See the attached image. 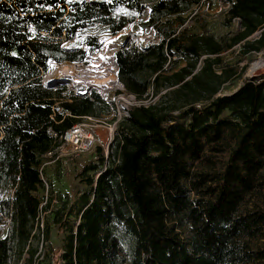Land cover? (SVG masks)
Returning a JSON list of instances; mask_svg holds the SVG:
<instances>
[{
  "label": "trees",
  "instance_id": "trees-1",
  "mask_svg": "<svg viewBox=\"0 0 264 264\" xmlns=\"http://www.w3.org/2000/svg\"><path fill=\"white\" fill-rule=\"evenodd\" d=\"M205 1L153 0L146 7L143 0H0V182L13 190L8 206L21 252L43 209L37 193L45 159L105 105L97 94L49 88L43 75L53 62L85 64L88 50L100 49L84 37L91 27L117 35L129 24L122 12L149 10L162 42L119 50L118 80L139 101L151 90L175 88L170 93L181 106L173 111L186 110L140 106L118 124L110 164L84 169L94 176L70 211L64 264H264V76L217 97L240 76L222 65V55L237 46L244 55L264 50V0H231L230 23L238 20L241 30L221 41L183 28ZM82 37L87 49L65 47ZM178 55L194 61L175 72ZM117 225L135 239L131 261ZM43 234L48 241L49 229ZM28 252L33 264L36 252ZM0 264H10L7 239H0Z\"/></svg>",
  "mask_w": 264,
  "mask_h": 264
},
{
  "label": "rangeland",
  "instance_id": "rangeland-1",
  "mask_svg": "<svg viewBox=\"0 0 264 264\" xmlns=\"http://www.w3.org/2000/svg\"><path fill=\"white\" fill-rule=\"evenodd\" d=\"M152 1L143 0L146 7ZM230 8L231 0H207L188 14L187 22L183 28H188L192 35L201 36L207 32L218 41L231 37L241 30V25L238 20L230 23ZM122 13L128 18L129 24L119 34H111L108 28L102 25H95L84 33V37H93L100 44L99 50H88V59L85 64H57L53 62L49 72L43 75L45 86L54 90L65 88L67 96L93 97V94L100 96L105 105H98L93 118L98 125L113 128L114 135L110 139L108 131L99 129L97 135L100 141L90 146L87 151L81 154H72L69 147L65 146L53 156H48L45 159L42 167L44 187L37 193L42 201L43 209L39 222L35 225L33 239L24 252H21L16 245L10 218L11 209L8 203L12 199L13 190L5 183L0 182V239L9 241L10 264H32L29 262V249L36 252L33 264H64L62 256L68 236L67 227L69 221L74 220L70 211L77 204L80 196L89 190L88 178L94 176L92 172L85 174L84 169L90 165L100 164L103 160L105 161L104 168L110 164V145L115 140L118 124L129 116L131 109L160 104L163 113L166 114L181 115L186 110L173 111V108L181 106L178 99L170 93L175 88H165L159 95L151 90L147 98L139 101L128 94L125 88L120 86L121 83H116L115 80L106 87L101 86L103 85L101 83L106 82L103 73L105 58L113 56L115 59L116 53L127 46L144 49L162 42V37L160 38L156 30L149 25V10H145L141 14L130 11ZM175 19L171 18L170 20ZM175 28L179 32L183 29L177 25ZM256 36L258 35L256 34L251 39L254 40ZM82 40L83 37L78 38L73 42L66 43L65 47L70 50L87 49ZM96 56L101 57V60L94 62L92 66V60ZM206 58L203 56L200 59L197 72L202 69L203 61ZM222 59L223 66L235 68L240 76L225 84L217 97L231 95L247 80L264 76V50L260 53L244 55L242 47L237 46L225 52ZM174 60L175 72L194 61L193 58H187L185 55H178ZM244 67L247 68L245 73L242 72ZM216 71L220 72L219 68H216ZM47 202H51L49 208L46 205ZM46 228L50 231L48 241L43 234ZM116 234L120 239L125 257L131 261L136 247L134 237L127 233L122 225L116 226Z\"/></svg>",
  "mask_w": 264,
  "mask_h": 264
},
{
  "label": "built area",
  "instance_id": "built-area-1",
  "mask_svg": "<svg viewBox=\"0 0 264 264\" xmlns=\"http://www.w3.org/2000/svg\"><path fill=\"white\" fill-rule=\"evenodd\" d=\"M99 129L108 131L109 138H113L111 136V130L113 128L98 125L93 117L82 118L80 123L75 125L62 137V146L56 149V151H54L53 153H49L48 156H53L65 146L69 147V151L72 154H81L87 151L90 146H93L100 141L99 136L97 135V131H99Z\"/></svg>",
  "mask_w": 264,
  "mask_h": 264
},
{
  "label": "bare ground",
  "instance_id": "bare-ground-1",
  "mask_svg": "<svg viewBox=\"0 0 264 264\" xmlns=\"http://www.w3.org/2000/svg\"><path fill=\"white\" fill-rule=\"evenodd\" d=\"M98 60H101V57H97L96 56L92 60L91 65L93 66V63L96 62V61H98ZM103 65H104V71H103V73H104V76L106 78V82L105 83H101V84H103L101 86L106 87L107 85L112 84L114 82V80H115L116 83H119V81L117 79V76H116L117 75V65H116V62H115L114 57L112 56V57L105 58L104 59V62H103ZM120 86H122V85H120ZM113 135H114V130L112 129L111 130V136L113 137Z\"/></svg>",
  "mask_w": 264,
  "mask_h": 264
}]
</instances>
